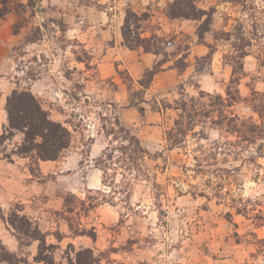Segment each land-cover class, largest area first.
Listing matches in <instances>:
<instances>
[{
  "label": "rangeland",
  "instance_id": "rangeland-1",
  "mask_svg": "<svg viewBox=\"0 0 264 264\" xmlns=\"http://www.w3.org/2000/svg\"><path fill=\"white\" fill-rule=\"evenodd\" d=\"M169 1L36 0L0 17V136L15 90H30L72 133L55 161L15 154L21 134L0 142V244L23 264L45 263L38 241L14 236L15 210L44 233L53 264L82 248L97 264H264V139L200 117L178 145L168 138L183 101L226 96L240 47L241 99L229 109L258 119L243 100L264 92V0H196L213 11L203 40L198 21L166 15ZM127 9L151 14L145 34L171 41L166 54L123 43Z\"/></svg>",
  "mask_w": 264,
  "mask_h": 264
},
{
  "label": "trees",
  "instance_id": "trees-1",
  "mask_svg": "<svg viewBox=\"0 0 264 264\" xmlns=\"http://www.w3.org/2000/svg\"><path fill=\"white\" fill-rule=\"evenodd\" d=\"M0 2L5 7V9L0 8V17L9 9L10 4L25 8L26 6L34 8L36 5V0H27V4H24L23 0H0ZM165 12L170 18L198 21L197 35L200 40H203L205 35L213 30L211 27L213 24L212 9L205 10L199 7L196 0L169 1ZM150 18L151 14L148 11L138 13L133 9H127L121 25L123 43L132 49L142 48L148 53L166 54L165 49L172 45L171 41L166 40L155 31H152L150 35L145 34ZM238 51H240V55L233 59L232 78L226 90V96L201 91L198 98L191 99V105L183 101L180 107H177L182 110V114L174 128L168 132V138L172 145H178L184 140L187 131L199 117L217 119L221 126L227 128L226 132H237L238 137L245 142L254 143L258 138L264 139V92L253 89L249 99L243 100L248 102L257 114V120H254L253 117L242 119V116L232 113L229 109L240 102L238 85L240 84V75L243 74V59L248 55L246 49L242 47ZM257 59L261 62V66H264V58L258 55ZM176 66L180 70H185L184 59L179 58L176 61ZM157 72L155 68L149 71V75H154ZM5 108L7 125L4 126L0 142L10 139L16 134H21L22 143L18 146V151L15 152L18 156L37 159V161H55L62 151L70 146L72 139L70 129L60 121L52 119L50 113L42 107L38 98L30 90L13 91L7 97ZM120 131L127 135L126 141L135 143L140 158L148 154L139 139L132 135L130 130L120 127ZM7 223L13 229V234L20 245L24 243L23 241H26L27 244L32 241L39 242L38 253L35 257L38 262L53 264V257L50 253H46V251H50V245L47 244L44 233L33 221L26 215L20 214L19 210H15L9 214ZM23 262L24 260L17 253L0 244V264H23ZM97 263L98 257L91 248L78 250L75 258L69 261V264Z\"/></svg>",
  "mask_w": 264,
  "mask_h": 264
}]
</instances>
